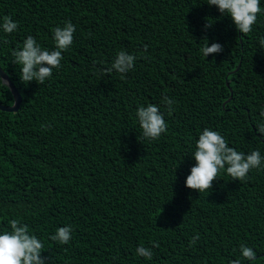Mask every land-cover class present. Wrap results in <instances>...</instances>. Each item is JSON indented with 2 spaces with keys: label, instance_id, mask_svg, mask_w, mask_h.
Wrapping results in <instances>:
<instances>
[{
  "label": "trees",
  "instance_id": "obj_1",
  "mask_svg": "<svg viewBox=\"0 0 264 264\" xmlns=\"http://www.w3.org/2000/svg\"><path fill=\"white\" fill-rule=\"evenodd\" d=\"M205 2L0 0V15L18 22L0 34V67L23 97L16 112L0 109V226L23 218L44 238L49 264H227L242 242L264 264V169L242 181L221 173L201 194L184 186L187 153L205 126L239 150L264 152L253 125L264 105V52L255 46L264 16L241 35ZM206 19L214 24L205 31ZM67 21L74 43L62 67L43 84L20 83L11 50L29 34L51 47V30ZM204 36L223 50L200 59ZM119 49L136 56L134 69L125 78L100 72ZM162 94L178 103L171 113L161 107L167 131L148 142L133 113ZM0 103H14L11 90ZM64 224L70 243L49 241ZM195 231L200 240L188 247ZM140 243L152 261L133 255Z\"/></svg>",
  "mask_w": 264,
  "mask_h": 264
},
{
  "label": "clouds",
  "instance_id": "obj_2",
  "mask_svg": "<svg viewBox=\"0 0 264 264\" xmlns=\"http://www.w3.org/2000/svg\"><path fill=\"white\" fill-rule=\"evenodd\" d=\"M205 3L210 8L215 7L219 13L218 17L228 18L236 32L241 35H251L255 30L254 26L259 22L258 16H264V0H206ZM213 24L206 19L202 29L206 31ZM17 29L18 22L10 15H0V34H11ZM74 32L75 26L70 21L65 22L63 26L54 27L51 30V47L42 45L33 35H27L10 53L9 62L15 65L19 82L26 86L31 81L43 84L50 80L53 70L62 67L63 54L73 45ZM197 44L199 45L197 55L200 59H207L208 53H218L224 48L216 39H212L209 46L207 36L200 39ZM255 46L256 51L259 49L264 52V35L255 37ZM135 61L136 56L133 53L119 49L115 52L110 65L99 71L102 73L114 71L121 78H125V74L134 69ZM8 91L10 89L7 80L0 76V92L5 96ZM177 103L174 97L162 94L159 104L150 102L138 104L133 113V122L138 126L141 139L151 142L166 133L168 122L161 107L171 113ZM253 125L255 133L259 134L255 136L264 139V105L259 106ZM187 154L192 163L184 178V186L200 194L209 191L213 181L221 178V173L232 180L242 181L247 179L250 171L264 169V152L260 148L239 150L230 145L219 129L209 126L199 130L194 146ZM183 160L184 158L180 163ZM5 220L6 223L0 226V264H49V260L42 255L45 252L44 238L30 229L18 215L8 216ZM72 236L73 226L64 224L48 233L47 239L62 246L69 244ZM199 240L200 233L195 231L189 237L187 246L193 247ZM133 255L150 262L153 258V249L140 243L134 248ZM257 257L256 248L242 242L234 251V258L228 259L227 264H255Z\"/></svg>",
  "mask_w": 264,
  "mask_h": 264
},
{
  "label": "water",
  "instance_id": "obj_3",
  "mask_svg": "<svg viewBox=\"0 0 264 264\" xmlns=\"http://www.w3.org/2000/svg\"><path fill=\"white\" fill-rule=\"evenodd\" d=\"M0 76L4 77L5 80H7L9 88L14 97V103L12 105H5V104L0 103V109L3 111H8V112H16L20 108L23 97L21 93L19 92V90L16 88L15 84L12 82L9 75L1 67H0Z\"/></svg>",
  "mask_w": 264,
  "mask_h": 264
}]
</instances>
